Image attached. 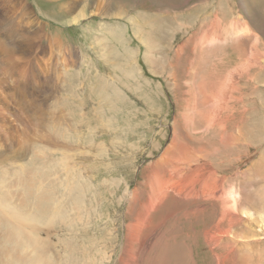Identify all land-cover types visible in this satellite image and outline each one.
Wrapping results in <instances>:
<instances>
[{"label": "rangeland", "instance_id": "obj_1", "mask_svg": "<svg viewBox=\"0 0 264 264\" xmlns=\"http://www.w3.org/2000/svg\"><path fill=\"white\" fill-rule=\"evenodd\" d=\"M3 5H10L6 18L14 21L19 35L31 38L32 50L13 56L11 67L22 85L14 78L12 85L3 80L6 74H0V177L6 173L12 187L9 200L25 212L40 217L59 204L62 217L52 222L47 215L39 225L50 243L48 249L53 250H48L53 261L46 264H122L125 252L122 259L119 256L125 249L126 229L136 218L134 211H128L130 193L138 189V199H147L150 167H146L154 164L177 133L184 137V153L191 145L205 144L202 147L212 156L204 159L215 178L221 173L225 182L237 178L232 182L241 190L240 203L248 197L256 202L257 194L264 196L255 191L264 190L263 181L255 180L264 164L255 170L254 157L259 149V156L264 154L260 148L264 119L254 108L257 82L264 84V58L255 48L259 39L264 41V0H8ZM214 22L219 40L202 46L201 36L212 31ZM243 29L258 41L249 43ZM19 40L14 43L20 45ZM244 57L258 66L262 60L260 69L255 65L251 70L258 79L238 73ZM205 83L208 95L222 96L219 100L215 94L216 100L213 94L216 105L235 106L236 118L241 115L235 123L226 121V131L248 120L251 133L219 142L215 132L197 124L194 110L202 109ZM188 110L196 117L194 130L191 122L188 126L183 120ZM194 131L203 139L194 142ZM231 138L238 145L222 150L223 142ZM1 153L7 157L5 163ZM229 153L243 154L245 159L228 164ZM243 164L248 169L242 177ZM20 175L23 184L18 183ZM253 180L256 189L251 191ZM220 184L216 198L227 183ZM216 198L166 200L159 211L170 202L177 209L152 232L155 245L145 264H153L154 256L168 249H183L185 256L175 261L173 253L166 264H234L242 263L245 256V264H264V226L257 223L256 210L241 217L235 212L228 215L226 208L225 218L236 220L234 228L219 236L215 245L204 241L203 232L215 224L219 227L223 218L221 205L214 204ZM201 203V216L186 215Z\"/></svg>", "mask_w": 264, "mask_h": 264}, {"label": "bare ground", "instance_id": "obj_2", "mask_svg": "<svg viewBox=\"0 0 264 264\" xmlns=\"http://www.w3.org/2000/svg\"><path fill=\"white\" fill-rule=\"evenodd\" d=\"M6 1H8V0H3L2 7H1L2 9L0 8L1 9L0 10V31H1L0 32L1 33L0 34V74L1 75L6 74L5 76H2L4 78L3 80L8 79L9 82L10 83L12 82L11 84L13 85L14 84L13 78L16 81L18 80L17 77L15 76L16 71L12 70V67H11L13 64V60H14L13 56H14V54H18V53H19L18 54L19 57H21L22 54H24V55L29 54L28 52L32 50L31 49V45H32L31 42L32 41H31L30 37H28L26 39V38H23L21 36V34L19 35V31L16 28L14 21H12V19L6 18V16H9V15H7V12L9 11V6H10V5H3ZM81 16H82V14H81ZM79 18H80V15H79ZM212 25H213L212 31L208 32V33L205 32L201 36V39H200L201 42L200 43L202 44V46L203 45L210 46V45H212V43L214 44V42L216 43L217 40H219V38L216 35L217 34V32H216L217 22H214V24H212ZM246 28L249 29V26H247ZM244 30H246V32H245L246 34H245V37H243V38H246V40L249 41V43H250V41L252 42L253 39H255L256 42L258 41V37L256 35L247 32L248 31L247 29H243V32H244ZM205 34H208V37ZM18 35L21 38V40L18 39L20 42V45L17 43L18 40L16 39ZM237 36H239V34ZM13 38H14V40H13ZM4 40H6L8 42L6 45L4 43ZM14 41H17V42H15L16 44L14 43ZM25 42L27 43V48H26ZM255 48L258 50V53L260 54V58L261 59H262V57L264 58V41L259 39L258 45H257V47L255 46ZM250 52H248L247 56L251 55V54H249ZM261 61L262 60H260L259 66H258V63L255 62V65L259 69L262 67ZM255 65L252 64V62H250V60L248 61L247 58L244 57L242 64L238 65V70H240V71H238V73H240V76H244V77L254 75V78L258 79L259 76H257L255 74V72H251V70L253 68H255ZM2 77L0 76V79H2ZM223 81H224V79H223ZM223 81H222V85H223ZM233 81H234V79H233ZM17 82H19L20 85L23 84L22 81L18 80ZM10 83H8V84H10ZM17 84H16V86H17ZM226 86L227 85H225V87L223 86L225 88V90H226ZM0 87H2V86H0ZM207 87H208V85H207V83H205L203 85V91H202L203 92L202 109H199V111L197 109L194 110L195 115L197 117V124L199 121L200 124H203V130L204 131L209 130L210 132L211 131H213V133L215 132V134H217L219 136V138H218L219 142H220V140H223L224 137H230L234 134H238L241 132H245L248 134H249V132L251 133L250 126H249L250 124H249L248 120L240 123L241 126H235V127H237V129H234V127H233L232 128L233 130L230 133H228L226 131V129L224 127V125H227L226 121H232L235 123L237 120H240L241 115L240 116L238 115L239 119L236 118L235 106H233V109H232V107H230V108L224 107L223 108V104H222V106L219 105V103H218L219 106L216 105L215 102L218 99L216 97V95L219 92L215 93L216 95L213 93V92H215V90L212 92L216 97L215 98L216 100H215L213 94L211 96L207 94V89H208ZM217 87H219V86H217ZM223 87H222V89H223ZM21 88H22V86H21ZM17 90H19V89H16L15 91H17ZM228 91H230V90H228ZM198 94H200V93H198ZM6 95H7V93H6ZM218 95L220 97V94H218ZM7 96H9V95H7ZM221 97L219 98V100L222 99ZM257 103H259V102H257ZM3 107H5V105H3ZM237 111L240 114L241 113L245 114L244 111H241L238 109H237ZM253 113H256V112H253ZM232 114H233V116H231ZM195 115L191 116V113L189 110H188V113L183 115V120L188 123V126L190 125V122H191V126H192L193 130L195 129V123H196L195 122V120H196ZM252 117L253 116H251L249 119H253ZM16 118H18V117H16ZM259 118L260 117H258L257 119H258V121L261 122V120ZM254 119H256V117H254ZM231 125H234V124H231ZM11 127H13V126H11ZM257 127L258 126L256 125V128ZM26 128H28V126ZM173 131L175 132V130H173ZM257 133L261 134V131L258 130ZM19 134H21V131ZM193 134H195V136H196V139H193L194 142H197V141L203 139V134H200L199 132H195V131H194V133H192V135ZM258 134H255V137L258 138ZM173 138H174V136H173ZM173 138H172V140H173ZM183 139H184V137H181L180 133H177L174 141L170 142V145L164 150V153H161L159 155V157L156 158L155 161H153L154 164L151 163L152 165H150V166L148 165V167H146L147 169L149 167L151 169V170L148 169V171H149V176H147L148 181L146 180L148 186L146 188L144 187L146 189V194L148 196L147 199H144L143 201L138 199V194H139L138 189L134 190V191H132V193H130V195L132 194L133 198L130 200V205H129L128 211H130V210L134 211L136 213L135 214L136 218L133 219V221L131 219L132 223L134 222V220H135V222L133 224L128 225L127 229L125 228L127 230L125 249L123 248V250L119 256V259H122V254L125 252V258L122 259V264H145V260L151 254L152 249L155 245V242L152 243L153 240H151V238L153 239L155 237V236H152V232L153 233L156 232V230L158 228H160L161 222L165 219V217L168 216L169 213H172L173 209H177L174 206L175 203L173 204L172 202H170V203H168V205L165 206L166 208L159 211V209L165 203L166 200L170 199V201H175V202H178V201H180V202H195L196 200L201 201L203 198H207L210 200L215 199L216 193L214 195V192L217 188H220L219 185H221L220 183L222 181L224 184H226V183L227 184H226V186L222 187L223 189H221V193L216 198V201H214L215 202L214 204L217 205L219 203L221 205V208L223 210L221 216L223 218L220 222L219 227H217V224H215V225H213V227H211L210 229L207 228L208 230H205L203 232L204 234L202 236L205 239V240L204 239L203 240L204 241L208 240L210 243H213L215 245L216 243H218L219 236H223V235L229 234L231 232L230 228L236 224V222H235L236 220L234 222H230V219L225 218L226 214H224V213L226 211V208L230 211L229 213L226 211V213L228 215L231 212H235V214L237 213L238 216H241L239 214H243V215H246L249 217L252 215L253 210H256L258 212L257 223H261V225L264 226V212H262L264 209V199L263 200L258 199V197L264 198V196L262 194H257L256 195V198H257L256 202L251 201L250 197H248L245 204L240 203L239 201H240L241 190L238 188L236 182H232V181H236L237 178L233 179V180H228V182H225L223 177H221L222 173H221V175L219 174L220 176L218 178H215L213 176L214 173H212V170L210 169L211 167H210L208 161L206 159H204V157L209 158V156H212L211 153L209 154V151H207L206 148L204 149V147H202V146H205V144L204 143H201L199 145L193 144L194 147L192 145L189 146V152L184 153L185 141L183 142ZM233 139L234 138H231L230 140L223 142L221 149L227 151L233 147H236L238 144ZM208 143H206L207 144L206 146H208ZM216 144H218V141ZM20 146H21V144H20ZM195 146H197V148ZM244 146H247V145L243 144V147H242L243 149L246 148ZM3 147H6V146H3ZM206 151L208 152L207 155L205 153ZM227 156H229V158L227 160L228 164L232 160H234L236 162L237 160L243 161V158L245 159V156L243 154H237V153H229ZM260 156L256 160L258 162V166L255 168V170H258L261 167V165L264 164V154H262ZM1 157H2L1 159L3 160V162L5 161V159H7L6 155H4L2 153H1ZM198 160H200L201 163H199ZM65 161L67 162V159L66 160L64 159V162ZM182 163H184V164H182ZM66 164H68V163H66ZM233 164H236V163H233ZM76 165H77V163H76ZM240 165H242V164H240ZM247 169L248 168H246V166L244 165V169L242 170V177H243V175H245ZM213 171H214V169H213ZM21 172H22V170H21ZM233 174H234V172H233ZM217 176H218V174H217ZM249 176H250V174H248L246 176V179ZM6 178H7L6 173L4 172L3 175L0 177V264H46L47 261H53L52 256L48 252V250H50V248L52 249V246L49 247V249H48V246L50 243L48 244L47 243L48 240L46 239L47 240L46 241L45 238L41 235L43 233V232H41L43 229L40 230L39 225L41 224V222L44 223V220H46L47 215H49V217H47L48 221L50 219L52 222L54 221V219L62 217L63 214L61 212V209L59 208L60 206H58L59 204H55V206H53V209H50L52 211L49 210V214L47 213L46 215H41L40 217L34 215L33 212H31V213H29L30 211L25 212V211L20 209V206H18V204L13 205L10 202L9 195L12 193V189H11L12 187H11V182L7 181ZM14 180H15V178H14ZM17 180H18L19 184L20 183L23 184L25 179H24V177L22 179V176L20 175V176H18ZM215 180H218V182H216ZM38 181L40 182L41 180H38ZM140 182H141L140 184H142V181H140ZM255 191L260 192V193L264 192V190L262 188L259 190H255ZM175 193H177V197L174 196ZM21 203H22V201H21ZM190 204H187V205H190ZM211 204H213V202ZM36 205H37V203H36ZM202 207H203V203L197 204L190 211H188L186 213V215L188 217H191V218L197 217L200 215V213L202 211ZM169 209H170V211H169ZM135 215H134V217H135ZM181 215H182V213H181ZM207 215H208V212H207ZM43 216H45V218H43ZM170 216H171V214H170ZM184 217H185V215H184ZM235 217H236V215H235ZM229 218H231V217H229ZM236 218H238V217H236ZM75 219H77V216ZM176 222H177V220H176ZM222 224L225 225L224 228L221 227ZM48 225H50V222L48 223ZM217 228H218V231H217L218 234H216ZM232 228H234V227H232ZM233 234H234V232H233ZM43 235H45V234H43ZM241 237H245V236H241ZM161 241H162V239H161ZM161 241H160V243H161ZM166 245H167V243H166ZM219 245H220V243H219ZM175 247L177 248V246H175ZM213 248L215 249V246ZM50 251H53V250H50ZM171 251H169V249L164 250L160 254L154 256V263L153 264H166V261L171 260V258L173 257V253H174L175 261L178 259L180 261L184 260L185 252L183 249H180V250L176 249V251H173V252H171ZM212 252H214V251H212ZM219 255H221V254H219ZM151 258H150V260H151ZM243 259L245 260V262L248 260L246 256ZM244 260H243V262L241 261L242 263H239L240 261L239 262L235 261L234 264H245ZM151 262L152 261H150V263ZM215 264H216V262H215Z\"/></svg>", "mask_w": 264, "mask_h": 264}, {"label": "crops", "instance_id": "obj_3", "mask_svg": "<svg viewBox=\"0 0 264 264\" xmlns=\"http://www.w3.org/2000/svg\"><path fill=\"white\" fill-rule=\"evenodd\" d=\"M257 83L259 85L256 86L257 92L255 95L256 101H255L254 108L259 109V114L264 119V84L260 83V82H257ZM257 102H259V103H257ZM261 139H262V142H261L262 145L260 146V148H264V139L263 138H261ZM259 154H261L260 149L257 151V154L254 156L256 160L259 157ZM263 172H264V170L262 172H260V174L258 176H256L255 180L258 179V183L263 181V186H264V180H262V178H261ZM255 189H256V182L254 181L253 185H252V183L250 184L249 190L254 191Z\"/></svg>", "mask_w": 264, "mask_h": 264}]
</instances>
